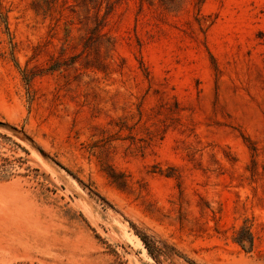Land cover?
<instances>
[{
  "label": "rangeland",
  "instance_id": "374dc122",
  "mask_svg": "<svg viewBox=\"0 0 264 264\" xmlns=\"http://www.w3.org/2000/svg\"><path fill=\"white\" fill-rule=\"evenodd\" d=\"M0 264H264V0H0Z\"/></svg>",
  "mask_w": 264,
  "mask_h": 264
}]
</instances>
